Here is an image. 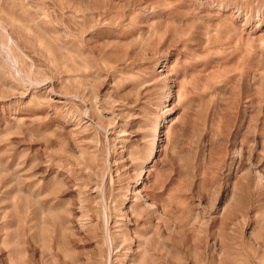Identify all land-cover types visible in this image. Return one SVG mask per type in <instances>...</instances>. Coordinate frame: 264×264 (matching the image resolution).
I'll use <instances>...</instances> for the list:
<instances>
[{"label":"rangeland","instance_id":"obj_1","mask_svg":"<svg viewBox=\"0 0 264 264\" xmlns=\"http://www.w3.org/2000/svg\"><path fill=\"white\" fill-rule=\"evenodd\" d=\"M0 264H264V0H0Z\"/></svg>","mask_w":264,"mask_h":264},{"label":"bare ground","instance_id":"obj_2","mask_svg":"<svg viewBox=\"0 0 264 264\" xmlns=\"http://www.w3.org/2000/svg\"><path fill=\"white\" fill-rule=\"evenodd\" d=\"M113 255V254H112Z\"/></svg>","mask_w":264,"mask_h":264}]
</instances>
